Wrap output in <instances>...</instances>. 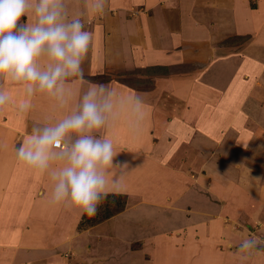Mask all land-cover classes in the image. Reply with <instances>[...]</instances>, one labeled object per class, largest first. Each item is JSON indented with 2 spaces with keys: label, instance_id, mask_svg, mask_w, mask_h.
Listing matches in <instances>:
<instances>
[{
  "label": "rangeland",
  "instance_id": "rangeland-1",
  "mask_svg": "<svg viewBox=\"0 0 264 264\" xmlns=\"http://www.w3.org/2000/svg\"><path fill=\"white\" fill-rule=\"evenodd\" d=\"M125 1L126 4L132 3V1L134 3L136 2V0ZM175 1L176 0L170 3L164 2V4H162V1H159L152 7L141 4V6L137 8L133 4L129 7H125L122 5L121 0H106L105 13L103 15H94L90 0H65V10L68 18H80L85 24V29L92 33V39L88 49L90 54H88L89 56L86 55L82 62V64L86 65L83 68V72L85 81L88 83L82 82L76 77H71L64 82V87L84 89L89 88L91 84H105L110 90L112 89L111 98L115 102L121 100L122 96L126 97L125 94L132 97L136 94H141L144 100L143 111L150 110V108L154 109L156 106H162L163 104L170 107L171 111L166 107L169 111H166L168 113H166L165 110L156 109L165 113V118L162 119V130L163 133L165 131L170 132V136H168V139L163 143V141L158 138V131L154 132V130H150L149 133H151L152 139L150 138L151 140H149V142L155 147L159 157L163 156L166 158L171 154V158L169 157V160L172 162L171 168L180 174L179 177L183 178V184L187 185V187H179V189H183L182 191L187 190L189 207L193 208L196 201L201 199V197L202 199L206 198L204 196L207 194L208 198H206V200H208L202 202L208 204L206 207L209 213H202L201 217L196 221L195 226L191 225L186 229L170 231L172 234L169 232V227L165 225L166 228L159 231L161 239H159L160 242L158 244V240L140 239V234L147 228H145L143 224H138L135 221H127L124 219L125 221L118 222L123 228V234H117L112 231L111 228L103 226L102 228L93 227L99 222L104 221V215L107 212L109 213L112 209L115 210L119 208L122 203H124L126 207L128 203L127 196L122 194L112 195L109 193L107 198L99 205L95 216L89 217L84 215L81 217L75 211L65 209V212L71 215L72 218H67V222L64 223L65 225H60L59 228H56L57 231L54 230L58 233L54 235V237L59 238V232L68 231L71 238L65 242L61 240V243L60 240L52 239L53 241H49V249H55V254H57L59 258L65 257L68 264H161L157 259H160L162 256L165 258L171 255L172 259L175 258L180 260V258L175 255V251H180L182 249L181 246L190 239L193 240L195 245V247L192 248L195 253L192 252V255L195 254L196 257V254L201 252L200 250L204 251L202 259L204 260V264H208L205 259L211 254H208L209 251H206L208 248H211V246L204 239L205 236L201 229H209L213 223L217 224L221 219H226L227 221H225V223H227L228 226L227 230H224V234H221V237L225 238L224 242L217 248L220 250L219 252L221 254L216 253L215 255L218 257L223 256L222 258H224L226 264H264V251H252L246 255L237 254L240 243L243 239L247 238L250 233L264 239V104L262 105L263 101L258 105H253L250 102L252 104V109H248L249 107L246 105V98L250 96L257 98L259 92L264 94V0H246L248 3H246L247 11L248 9H257L253 12L254 15H258L256 18H253V31L245 35L243 39L233 40L232 44L227 43L226 45H233L229 46L230 48H224L222 46L224 44L223 39L227 34L221 29L211 31V37L207 39L209 43L205 44L204 41L206 39L204 33H200L201 35L195 33L190 37L187 33L185 34V38L187 37L186 41L188 43L193 44L195 42H201L198 46L194 45V48L189 50L188 57H180L181 51H187L185 49L182 50L183 47L182 44H180L181 42L178 43L177 39L174 37L173 41L178 45L174 59L171 57V52L167 54V50H164L162 53L163 56H159L156 58L157 60L152 58L149 59L146 55L147 51L145 50L143 57L140 56L141 64L138 68L137 63L139 62L135 60V57L132 59L131 57L125 58L122 56V49L127 52L126 54L128 55L131 50L138 49L136 47L138 45H133L135 38H133L132 28L129 27L128 33H121V36L120 34L116 36L113 29L116 26L120 29L124 22L129 20L130 22L128 25H130L132 19L144 16V18L147 19L143 21L142 26H144L146 33L149 32V30L152 31V29H156L157 24L152 21L151 18H156V14L159 15L164 12L170 13V10L175 9L176 11L179 5H177V1ZM258 1L259 4H257ZM191 5L192 7H197V3H195L194 0H192ZM178 14L179 12H176L175 16H178ZM236 16L240 18L238 20L243 19L242 15L239 13H236ZM23 19L24 18H22V20ZM173 19V17L170 18L168 25L175 24ZM238 27L240 30H243V28H245V22L239 23ZM144 35L148 40L150 33H148V37L146 34ZM119 36L121 38L119 42H122L123 46L116 44L115 40H118ZM142 38L146 41L145 37L140 35L141 43ZM136 41L137 40H135V42ZM123 43L126 46H124ZM261 43H263L262 46ZM203 44L205 47L201 49L207 51L209 46H213L215 52H218L216 57L221 59L220 61L223 60V57L226 59L227 63H233L235 65L234 68L237 69V74L234 79L233 77L229 78L224 72H219V67L222 70H224V67L218 62L216 57L213 59H211V57L203 59L201 56H197V48L202 47ZM249 46L253 47L255 53H252V57H250L246 63L244 61L241 62L245 56L243 52ZM258 50L259 52L257 53L256 51ZM167 55L171 58L168 59ZM213 62H216L218 71L215 68L214 70L211 69ZM254 62H259L260 65L258 63L254 64ZM156 63L167 65V73H150V68L146 67ZM250 63L252 64V68L248 69ZM204 68L205 74L202 76L203 79H200V71L202 69L204 70ZM246 69H248L246 72L252 73L249 74L250 76L247 73L245 79H241ZM212 71H214V80L209 79L211 75H213L211 73ZM216 81L222 87H224L223 85L230 84L240 92L242 89L238 87V84H244L243 89L247 88V91L245 90L242 93L248 92V94L242 99L243 101H241L239 108L240 111L237 112L236 117L239 118V116H241V120L244 122V114L247 115V119H249V121H247L249 131L251 134L253 133L254 136L258 134V138H260L256 140L253 136L250 137L251 141L253 139L254 142L253 145L250 146L251 149L247 147L249 143L245 142V138L239 137L235 140L234 144L235 147H237V151H235V148L234 150H231V148L227 149L233 151V154H229L233 155V157L227 156L224 159L217 160L220 161L218 164L209 160V157L212 156L211 154H214L220 159L221 152L223 148L226 147L225 144L215 141L214 137L211 135L210 128H206V125H209L207 123V119L209 118L201 120L197 113L193 111V106L191 105L195 102L198 104L197 97L191 102H187L186 99H184V93L178 88V86L183 87L189 93H194L196 95L201 93V95H198L199 98H201L205 96L208 89L213 87L212 84ZM178 92H182V94L179 96ZM81 98L82 96L78 97V101H80ZM131 104L132 106L129 107H133V101ZM183 106L184 110H181ZM119 109H123V106H119ZM250 113L253 117H248ZM180 115L181 118L178 117ZM189 117L191 119L190 122ZM260 117L263 119V122ZM141 120H143V118H141ZM192 120L194 121L193 123ZM242 123L240 122L239 125H243ZM214 124L215 126L223 125L217 122H214ZM244 124L246 123L244 122ZM193 126L199 127V130L196 131L198 140L192 137L194 133H191V130L194 128L191 127ZM223 133H225V131ZM117 135L118 133L115 137H118ZM204 136H210L212 139L207 140ZM196 147H198V151L194 150ZM241 150L249 151L252 155H246V158H240ZM200 154H204L203 157H200ZM207 156L209 157L207 158ZM169 164L171 163H168V166ZM237 174H240V177L236 176ZM230 179L231 181L238 180L239 183L246 184L247 186L227 187V183ZM244 180H246V183ZM255 185L258 187H255ZM5 189L7 188L4 187L0 190V199L6 194ZM6 192L9 191L7 190ZM9 193L10 195L14 194L13 192ZM115 195L122 196L118 197ZM14 196L11 199L17 200ZM40 196V193L39 195L33 194L30 195L29 198L31 200L32 198H38ZM130 199L132 202H135V196ZM2 201L3 199L0 200V202ZM135 203L133 205L134 207L130 209L133 213L139 211L150 212L154 216L158 211L154 203L150 205L138 203L136 206ZM203 203L201 206L204 208L203 211H205L206 209ZM185 208H187V205L183 204L176 210V217L179 218V220L191 216L193 210L189 209V211ZM199 209L197 208V210ZM30 210L31 213L34 212L33 209ZM23 212L18 211V214L24 215ZM165 214L169 215V210H166L165 213L163 212L161 216L164 217ZM173 215L175 214H170L171 217ZM155 226L156 225H152V227ZM156 234L158 235V231H156L155 235ZM184 236L187 237L186 240H184ZM168 237H171L169 240L171 245L165 242V239L168 240ZM161 241L165 245H162ZM182 241H185V243H182ZM14 249L10 237L5 238L4 241L0 240V262L17 264L19 261L16 256L13 257L12 255ZM3 250H5L4 253H2ZM137 250H139V253H134ZM24 264H37V262H27ZM217 264H220V262Z\"/></svg>",
  "mask_w": 264,
  "mask_h": 264
},
{
  "label": "crops",
  "instance_id": "crops-1",
  "mask_svg": "<svg viewBox=\"0 0 264 264\" xmlns=\"http://www.w3.org/2000/svg\"><path fill=\"white\" fill-rule=\"evenodd\" d=\"M159 1H162V4H164V2L170 3L174 0H136L135 3L132 1V3L127 4L125 0H121L123 6L129 7L133 4L137 8H139L141 4L152 7ZM176 1L177 5H179V8H177L176 11L175 9L170 10V13L164 12L159 15L156 14V18H151V20L157 24L156 29H152V31L149 30V32L146 33L144 26H142L143 21L147 19L144 18V16L132 19L130 25H128L130 22L129 20L125 21L120 29L118 26L113 29L116 36L119 34L121 36V33H128V28L131 27L133 31V38H135L133 45H138L136 46L138 49L133 51L131 50L129 55L126 54L127 52L122 49V56L125 58L131 57L132 59L135 57V60L139 62L137 63L138 68L141 64L140 56L143 57L145 50L147 51L146 55L149 59L152 58L155 60L162 55L164 50H167V54L171 52V57L174 59L176 56V49L178 47V45H176L173 41V38L175 37L178 43L181 42L180 44H182L183 47L182 50L185 49L187 51H181L180 57H188L189 50L194 48V45L198 46L201 42L190 44L186 41L187 37L185 38V34L188 33V36L190 37L195 33H198L199 35H201L200 33H204V37L206 39L204 41L205 44L209 43L207 39L211 37V31L221 29L227 34L223 39L224 43L229 38L238 36L244 37L249 32L253 31V18L258 16L254 15L253 13L257 9H248L247 11L246 0H194L195 3H197V7H192V0ZM257 4H259V1ZM174 12H179L178 16H175ZM236 13L241 14L243 19L238 20L240 18H237ZM171 17L174 18L173 21L175 24L168 25ZM243 22H245V28L240 30L238 27L239 23ZM148 33H150V37L147 40L144 34H146L148 37ZM140 35L145 37L146 41L144 38H142L141 43ZM120 36L118 37V40H115L117 45H122V42H119L121 41ZM135 40L137 41L135 42ZM204 44L202 47L197 48V56H201L203 59H208L209 57L213 59L216 57L218 52H215L213 46H207V51L201 49L205 47ZM262 45L263 43H261V46ZM124 46L126 45L124 44ZM222 46L224 48H230L229 46L233 45L223 44ZM247 49H245L243 52L245 56L241 62L244 61L246 63V61L252 57V53H255L253 47L249 46ZM256 52L258 53L259 50ZM88 54H90V52H87V56H89ZM171 57L168 56V59ZM216 59L224 67V70L219 67V72H224L229 78L233 77L234 79L237 74V69L234 68L235 65L233 63H227L226 59L223 57L222 61H220L221 59H218L217 57ZM255 63L260 65L259 62H254V64ZM85 66V64H82V68ZM166 66L167 65H164L163 63H156L146 68H168ZM211 66V69L214 70L215 68L217 70L216 62H213ZM249 68H252L251 63L248 69ZM248 69L244 70L242 75L243 77H241V79H245V76L248 73L246 71ZM204 72L205 68L204 70L202 69L200 71V79H203L202 76H204ZM211 73L213 75H211L209 79L214 80V71ZM251 73L252 72L248 73V75ZM213 84V87L208 89L205 96L201 98L198 96L201 95V93L196 95L194 93H189L183 87L178 86V88L184 93V99H186L187 102H191L197 97V102L199 105L196 104V102L193 103L194 105H191L193 106V111L197 113L199 119L201 120H206V118H209L207 119V123L209 125H206V128H210L211 135L214 137L215 141L225 144L226 149L223 148L220 159L214 154H211V158L207 156V158L209 157V160H212V162L218 164L220 161L217 160L224 159L227 156L233 157V155H229L233 154V151H229L227 149L231 148V150H234L235 148V151H237V147H235L234 144L235 140H237L239 137L245 138V142L249 143L247 147L252 146L254 143L253 139L252 141L250 139L251 136H253V138L256 140L260 138H258V134L254 136L253 133L251 134L249 131V126L247 123L249 119H247V115L244 114V122L246 124H244L243 120H241V116H239V118L236 117L237 112L240 111L239 108L241 101H243L242 99H244V96L248 94V92L242 93L245 90L247 91V88L243 89L244 84L237 83L238 87L242 89L241 92L237 90V88L232 87L230 84H226L227 86L223 85L224 87L220 86L217 81ZM0 89L4 90L9 96L8 103L4 107L0 108V190L6 187V191L8 190L9 192L14 193L10 195L9 192L5 191L6 194L2 197L3 201L0 202V240L4 241L5 238H11L12 246L15 248L12 255L13 257L16 256L17 260L19 261L17 264H24L27 262H37V264H68V261H66L65 257L59 258V256L55 254V249H49L50 240L57 239L60 240L61 243V240L65 242L71 238L68 231L59 232V238L54 237V235L58 234L54 230L59 228L60 225H65L64 223L67 222V218H72L71 215L65 212V208L62 206H52L48 203V197L54 183L52 172L54 171L55 165L53 168H50L47 173L37 174L26 165L16 161L15 149L19 144L24 142L27 134L31 133L34 128H42L43 126L54 123L67 114L70 110L76 108L78 102H80L78 101V97L82 96L89 88H65L67 93V103H65L63 106H61L60 102L53 96L36 94L31 97V106L26 111H22L20 109L21 104L27 98L23 83L10 81L0 77ZM182 92H178V95L180 96ZM125 96L126 97L122 96L121 100L116 102L111 98L113 113L109 117L106 127L95 133V135L98 137L103 135L109 136L113 140L115 151L118 154L116 158L130 161L131 167L124 175L121 185L116 189L108 190L111 194H122L127 196L128 203L122 212L98 223L93 227L102 228L103 226L106 228H111L112 231L117 234H123V228L120 224H118V222H123L124 219L127 221H135L138 224H143V226L147 228L142 234H140V239L158 240L159 244V239H161L159 231L163 228H166V226L169 227V232L179 229H186L191 225L195 226L196 221H198L202 213L207 214L208 212L206 207L208 204L202 202L208 200H206L208 195L206 194V196H204L206 198L204 199L201 197V199L196 201L193 208H190L187 200V190L182 191L183 189H179V187H187V185L183 184V178L179 177L180 174L171 168L172 162L169 160L171 158V154L166 158L163 156L159 157L155 147L149 142V140L152 139V135L149 133L150 130H154V132L158 131V138L163 141V143H165V140L168 139V136H170V132L165 131L163 133L162 130V119L165 118V113L163 111H168L167 108L169 111H171L170 107H168L166 104H163L162 106H156L154 109L150 108V110L143 111L142 109L141 115H137L134 113L133 107H129L132 106L131 103L133 101V97L129 96L128 94H125ZM263 96L264 94L259 92L257 98L251 96L246 98V105L249 107L248 109H252V104L258 105L259 103L261 104L262 101L263 105ZM121 105L123 106V109H119V106ZM156 109H162L163 111ZM181 110H184V106L181 108ZM178 117L181 118V115ZM248 117H253V115L250 113L248 114ZM141 118H143V120H141ZM261 120L263 122L262 118ZM136 121L138 122L134 125L133 123ZM190 121L191 119L189 117V122ZM193 122L194 121L192 120V123ZM214 122L223 125L215 126ZM240 122H243V125H239ZM191 128H194L191 130V133H194L192 134V137L198 140V134L196 131L199 130V127L193 126ZM224 131L225 133H223ZM117 133L118 137H115ZM204 137L207 140L212 139L210 136ZM194 150L198 151V147H196ZM240 152V158H246V155H252V153L249 151L241 150ZM203 155L204 154H200V157H203ZM168 163L171 164L168 166ZM236 176L240 177V174H237ZM244 182L246 183V180H244ZM243 185L245 187L247 186L246 184L239 183L238 180L231 181V179L227 183V187H243ZM255 187L258 186L255 185ZM39 193L41 195L40 197L32 198L30 200V195H39ZM13 196L17 200H12L11 198ZM133 196H135V202L138 201L137 203L131 201L130 198ZM134 203L135 206L138 203H146L148 205L154 203V205L157 206L156 209H158V211L154 216L150 212L147 213L139 211L133 213L130 211V209L134 207ZM202 203L205 205V211H203L204 208L201 206ZM183 204L187 205V208L185 209H192L193 212L191 216H187L184 217L185 219L181 218L179 220V218L176 217V210H178ZM197 208L200 209L197 210ZM30 209H33L34 212L31 213ZM166 210H169V215L165 214V216L162 217V213H165ZM18 211H24V215H20V213L18 214ZM170 214L175 215L171 217ZM225 221L227 220L221 219V221H219L217 224L213 223L209 229H201L205 236L204 239L211 246V248H208L206 251H209L208 254H211L209 257H207V259H205L208 264H217L219 262L220 264H226V261L224 258H222L223 256L218 257L215 255L216 253L221 254L219 252L220 250L217 248L220 246V244H222V242H224L225 239L221 237V234H224V230H227L228 225L225 223ZM152 225L156 226L152 227ZM156 231H158V235H155ZM170 234L172 233L170 232ZM187 237L184 236V240H186ZM170 238L171 237H168V240L165 239V242L167 244L170 243L171 245V242L169 241ZM162 241L161 244L165 245ZM182 243H185V241H182ZM194 247V242L192 239H190L187 243L181 246L182 249L180 251H175V255L182 261L175 258L172 259L171 255L165 258L162 256L157 260L161 264H204V260L202 259L204 251L200 250L201 252H198L195 257V254L192 255V252L195 253V251L192 250ZM4 252L5 250L2 251V253ZM134 253H139V250L135 251ZM0 264H10V262L2 261Z\"/></svg>",
  "mask_w": 264,
  "mask_h": 264
},
{
  "label": "clouds",
  "instance_id": "clouds-1",
  "mask_svg": "<svg viewBox=\"0 0 264 264\" xmlns=\"http://www.w3.org/2000/svg\"><path fill=\"white\" fill-rule=\"evenodd\" d=\"M90 3L94 15L105 13L106 0ZM91 39L80 18H68L65 0H0V77L23 83L27 98L22 111L31 106L36 94L53 96L63 106L67 103L64 82L71 77L88 83L82 62ZM111 97L107 85L91 84L76 108L54 123L34 128L16 147V161L37 174L55 165L50 205L81 217L95 216L109 188H118L129 171L130 161L116 158L113 140L95 135L113 113ZM8 100L0 89V108ZM143 105L142 95L136 94L134 113L141 115ZM252 251H264V239L250 233L237 254Z\"/></svg>",
  "mask_w": 264,
  "mask_h": 264
},
{
  "label": "trees",
  "instance_id": "trees-1",
  "mask_svg": "<svg viewBox=\"0 0 264 264\" xmlns=\"http://www.w3.org/2000/svg\"><path fill=\"white\" fill-rule=\"evenodd\" d=\"M244 37H240V36H238V37H232V38H229V39H227L225 42H224V44H232V41L233 40H237V39H243ZM230 42V43H229ZM149 71H150V73H154V74H158V73H163V74H165V73H167L166 71H167V68H165V67H151L150 69H149ZM113 195V194H112ZM115 196H118V197H121L122 195H115ZM124 208H125V204L124 203H122L120 206H119V208H117V209H115V210H111V212H107L105 215H104V220H107V219H109L110 217H112V216H114V215H116V214H118V213H120V212H122L123 210H124ZM100 223V222H99Z\"/></svg>",
  "mask_w": 264,
  "mask_h": 264
},
{
  "label": "bare ground",
  "instance_id": "bare-ground-1",
  "mask_svg": "<svg viewBox=\"0 0 264 264\" xmlns=\"http://www.w3.org/2000/svg\"><path fill=\"white\" fill-rule=\"evenodd\" d=\"M261 118V117H260ZM110 189H112V188H110Z\"/></svg>",
  "mask_w": 264,
  "mask_h": 264
}]
</instances>
